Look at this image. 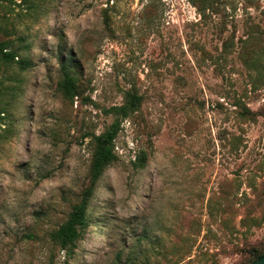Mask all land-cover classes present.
I'll use <instances>...</instances> for the list:
<instances>
[{
    "label": "rangeland",
    "instance_id": "1",
    "mask_svg": "<svg viewBox=\"0 0 264 264\" xmlns=\"http://www.w3.org/2000/svg\"><path fill=\"white\" fill-rule=\"evenodd\" d=\"M116 120L117 159L69 253L53 235ZM254 250L264 0H0V264H247Z\"/></svg>",
    "mask_w": 264,
    "mask_h": 264
},
{
    "label": "trees",
    "instance_id": "2",
    "mask_svg": "<svg viewBox=\"0 0 264 264\" xmlns=\"http://www.w3.org/2000/svg\"><path fill=\"white\" fill-rule=\"evenodd\" d=\"M3 50L2 55L5 59H14V54L4 52ZM62 88L64 89L66 95L70 97L76 96L78 93L77 84L73 76L68 72L65 74ZM131 98L132 109H135L138 97L136 95H132ZM115 109L118 108L115 107ZM119 110L125 109L121 107ZM124 113L125 115L127 114L126 111H124ZM120 130L121 123L116 120L105 132L96 136L97 149L91 165L90 185L85 192L82 201L73 207L68 219L53 235L54 240L60 244L62 249H65L69 253L77 247L78 241L82 238L84 231L89 226L88 200L93 194L96 183L103 175L106 166L117 159V154L115 152V139ZM263 255L264 250H254L251 259L247 264H253Z\"/></svg>",
    "mask_w": 264,
    "mask_h": 264
},
{
    "label": "water",
    "instance_id": "3",
    "mask_svg": "<svg viewBox=\"0 0 264 264\" xmlns=\"http://www.w3.org/2000/svg\"><path fill=\"white\" fill-rule=\"evenodd\" d=\"M253 264H264V255L261 256L256 262H254Z\"/></svg>",
    "mask_w": 264,
    "mask_h": 264
}]
</instances>
